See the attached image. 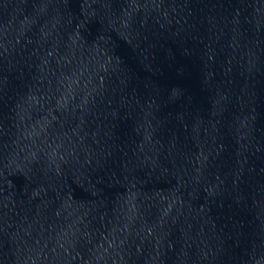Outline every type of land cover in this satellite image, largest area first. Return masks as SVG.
<instances>
[{
	"label": "water",
	"instance_id": "1",
	"mask_svg": "<svg viewBox=\"0 0 264 264\" xmlns=\"http://www.w3.org/2000/svg\"><path fill=\"white\" fill-rule=\"evenodd\" d=\"M0 264H264V0H0Z\"/></svg>",
	"mask_w": 264,
	"mask_h": 264
}]
</instances>
